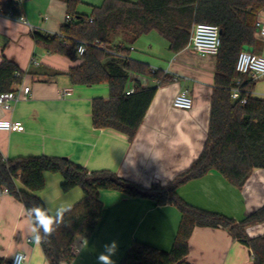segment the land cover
<instances>
[{
  "label": "crops",
  "instance_id": "obj_1",
  "mask_svg": "<svg viewBox=\"0 0 264 264\" xmlns=\"http://www.w3.org/2000/svg\"><path fill=\"white\" fill-rule=\"evenodd\" d=\"M9 0H0V4ZM16 1V0H14ZM23 16L34 28L58 33L65 21L66 8L60 0H50L42 8L49 15L39 21L30 12L28 0H17ZM16 1V2H17ZM0 11V63L4 58L14 61L25 72L17 84L19 100L12 109L0 106V120L20 121L24 132L0 131V152L5 158L47 155L67 157L90 171L109 170L120 177L142 186H163L186 171L203 151L215 88L217 56L202 57L189 44L174 53L169 42L158 32L142 36L131 47L136 55L130 57L147 64L154 71L170 76L160 79L132 73L131 80L144 86L157 87L144 121L133 140L115 129H96L92 122V102L108 98L107 83L75 85L68 72L82 61H72L60 54H50L29 36L26 25ZM32 20V21H31ZM258 21L264 22V10ZM193 32V31H192ZM258 43L252 50L264 57V38L257 34ZM33 58L39 65L32 63ZM246 80H251L246 76ZM252 96L264 99V77L254 80ZM30 87L26 96L22 90ZM70 88L69 97L60 92ZM188 90L193 99L191 110L173 106L175 96ZM46 187L35 192L54 215L61 203L73 206L84 198L77 187L62 190L61 174L45 173ZM18 186L29 192L18 182ZM196 196L191 197V193ZM179 195L186 202L204 210L224 214L236 221L264 207V169H255L242 189L233 187L221 174L210 172L181 185ZM104 209L96 232L82 246L84 237L72 244L75 258L71 263L97 264L103 246L118 242L115 264L134 241L159 250L170 251L181 220V211L174 205L158 206L145 197H131L118 191H102ZM30 219L26 208L9 193L0 195V257L10 261L15 253L27 255L29 264H49L40 244H35L28 233ZM249 237L264 234V223L247 229ZM31 240V241H29ZM187 261L191 264H254L252 251L234 239L227 229L196 227L189 239Z\"/></svg>",
  "mask_w": 264,
  "mask_h": 264
},
{
  "label": "trees",
  "instance_id": "obj_2",
  "mask_svg": "<svg viewBox=\"0 0 264 264\" xmlns=\"http://www.w3.org/2000/svg\"><path fill=\"white\" fill-rule=\"evenodd\" d=\"M60 1L66 8L60 31L49 33L37 29L31 31L32 38L50 54H60L72 61L81 59L68 72L73 84H108L109 97H98L92 102L93 126L120 131L130 141L158 89L132 81V73L160 79L161 84L170 81V76L133 60L131 46L142 36L156 31L169 42L170 50L177 53L190 44L198 23L217 25L222 44L217 55L203 151L186 171L165 186L145 187L109 170L90 171L67 157L5 158L0 152V195L7 189L26 209L35 206L48 213L44 202L34 194L46 187L45 173L61 174L64 192L77 187L84 191V198L71 206L47 242L40 244L49 264L71 263L76 255L72 249L75 239L90 238L96 232L104 209L102 191L149 198L158 206L171 204L181 211L170 251L134 241L119 264H191L187 261L189 239L196 227L227 229L252 251L254 264H264V234L249 237L247 233L249 227L264 223V207L236 221L196 207L179 195L182 184L210 172L221 174L233 187L242 189L255 169H264V99L252 96L254 80H246V76L236 71L239 53L246 48L253 50L258 43L256 24L264 10V0H103L102 5L92 8L90 15L78 12L81 0ZM0 11L23 15L21 3L14 0L0 4ZM78 41L87 45L82 56L77 53ZM24 76L25 72L14 61L4 58L0 63V94L13 91ZM238 78L243 80L241 98L247 97L244 105L231 97ZM129 88H134V92L128 95ZM18 182L32 193L21 189ZM0 264L10 261L0 257Z\"/></svg>",
  "mask_w": 264,
  "mask_h": 264
},
{
  "label": "built area",
  "instance_id": "obj_3",
  "mask_svg": "<svg viewBox=\"0 0 264 264\" xmlns=\"http://www.w3.org/2000/svg\"><path fill=\"white\" fill-rule=\"evenodd\" d=\"M23 1V0H21ZM11 18H16L19 22L28 26L31 31L37 30L34 28L25 16H15L12 12L7 13ZM67 19L70 20V17L67 16ZM258 34L264 38V22L258 21L256 24ZM222 44L220 28L215 24L208 23H198L194 26L192 36L190 39V45L193 50L202 57L206 56H217ZM86 43L83 41H78L77 44V53L79 56H82L86 51ZM133 50V48H131ZM32 63L39 65V62L36 58H33ZM236 71L243 75L248 76L252 80L264 77V57L255 54L249 50H243L239 53L236 61ZM242 78H238L235 86L232 89L231 97L233 100H240L241 104L247 103V97L241 98L242 90ZM24 94L28 96L31 92V88L26 86L22 88ZM134 92V88H129L126 91V94H131ZM72 94L70 88L64 89L60 92L61 97H69ZM19 96L16 91H10L0 94V106L6 110L12 109V103L17 102ZM173 106L180 110H191L193 106V99L189 94L188 90H183L178 93L174 100ZM0 131L7 132H24L25 126L20 121L12 120H0ZM4 193H8V190L5 189ZM31 241V240H29ZM75 252V249L72 248ZM21 264H29L27 255L23 252H17L15 255ZM14 256L10 260V264H14Z\"/></svg>",
  "mask_w": 264,
  "mask_h": 264
},
{
  "label": "clouds",
  "instance_id": "obj_4",
  "mask_svg": "<svg viewBox=\"0 0 264 264\" xmlns=\"http://www.w3.org/2000/svg\"><path fill=\"white\" fill-rule=\"evenodd\" d=\"M71 210L70 205L61 203L54 215H49L46 211L39 207H30L26 209V216L30 219L28 233L31 240L35 244L47 242L52 233L64 221V216ZM87 245V239L82 241V246ZM118 252V242L113 240L103 246V251L97 256V264H115L113 257ZM14 264H21L16 256H14Z\"/></svg>",
  "mask_w": 264,
  "mask_h": 264
},
{
  "label": "rangeland",
  "instance_id": "obj_5",
  "mask_svg": "<svg viewBox=\"0 0 264 264\" xmlns=\"http://www.w3.org/2000/svg\"><path fill=\"white\" fill-rule=\"evenodd\" d=\"M132 1H136V0H132ZM47 2H50V0H28L29 6H30V12L34 16L35 19L41 21L42 17H44L45 15L51 14L48 11H46V8L45 9L42 8V6H45ZM102 3H103V0H81V4L78 6V12L86 14V15H90L92 12V8L94 6L102 5ZM4 15H7V14H4ZM8 17H10V16H8ZM13 20L20 23L16 18H14ZM30 23L35 27L41 28L40 26H37V25L33 24L32 22H30ZM27 28L29 29V27H27ZM29 36L32 38L31 33H29ZM131 52H132V54L136 55V51H131ZM189 192L191 193V197L196 196V193H192V191L190 189H189Z\"/></svg>",
  "mask_w": 264,
  "mask_h": 264
},
{
  "label": "water",
  "instance_id": "obj_6",
  "mask_svg": "<svg viewBox=\"0 0 264 264\" xmlns=\"http://www.w3.org/2000/svg\"><path fill=\"white\" fill-rule=\"evenodd\" d=\"M245 50H249L248 48H246ZM249 51H252V49L251 50H249Z\"/></svg>",
  "mask_w": 264,
  "mask_h": 264
}]
</instances>
